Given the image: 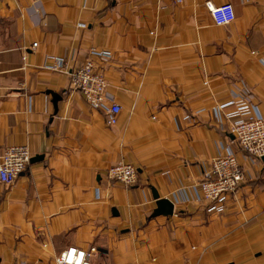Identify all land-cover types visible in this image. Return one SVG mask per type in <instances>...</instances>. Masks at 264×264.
I'll return each mask as SVG.
<instances>
[{"label": "crops", "instance_id": "crops-1", "mask_svg": "<svg viewBox=\"0 0 264 264\" xmlns=\"http://www.w3.org/2000/svg\"><path fill=\"white\" fill-rule=\"evenodd\" d=\"M208 2L235 21L215 25ZM89 59L116 125L72 86ZM237 88L264 115V0H0V156L32 155L0 185V264H57L71 247L97 248L92 264H264V161L239 152L245 179L222 201L192 191L232 141ZM120 163L134 185L108 178ZM163 199L173 214L154 216Z\"/></svg>", "mask_w": 264, "mask_h": 264}, {"label": "built area", "instance_id": "built-area-1", "mask_svg": "<svg viewBox=\"0 0 264 264\" xmlns=\"http://www.w3.org/2000/svg\"><path fill=\"white\" fill-rule=\"evenodd\" d=\"M207 9L217 26H229L235 21V11L231 4L215 6L207 3ZM38 44L34 43L33 48ZM255 54V53H253ZM97 56L103 60L108 57L104 52L92 50L90 57ZM27 56H23V61ZM49 66L53 71L59 70L57 58ZM72 86L80 91L86 102L95 110L105 114L109 125H116L122 107L115 97L108 91V83L104 76L95 71L92 60L68 72ZM231 101L239 109L235 120L231 122L230 134L233 137L227 145L222 146L219 155L213 159L211 168L204 173L203 179L193 186L192 191L196 201L214 203L222 201L226 194L235 193L245 179L238 153L241 152L247 161L256 164L264 158V115L259 106L254 103V96L244 88L231 92ZM217 116L221 117L219 111ZM32 161V155L27 146L8 147L0 156V185H12L19 175L27 171ZM138 171L132 164L120 163L108 172V178L120 182L125 186H132L137 182ZM210 211H219L212 205ZM97 254V248L89 251L75 247L62 251L57 264H92V258Z\"/></svg>", "mask_w": 264, "mask_h": 264}, {"label": "water", "instance_id": "water-1", "mask_svg": "<svg viewBox=\"0 0 264 264\" xmlns=\"http://www.w3.org/2000/svg\"><path fill=\"white\" fill-rule=\"evenodd\" d=\"M57 99L59 97L55 96V103L57 102ZM36 160V159H35ZM264 161V158L262 159ZM156 199H158V195H156ZM157 210L154 213V216H160V215H172L174 212V205L167 199L158 200L157 202Z\"/></svg>", "mask_w": 264, "mask_h": 264}]
</instances>
